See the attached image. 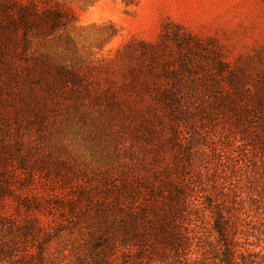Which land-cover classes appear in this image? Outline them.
I'll return each mask as SVG.
<instances>
[{
	"label": "rangeland",
	"instance_id": "1",
	"mask_svg": "<svg viewBox=\"0 0 264 264\" xmlns=\"http://www.w3.org/2000/svg\"><path fill=\"white\" fill-rule=\"evenodd\" d=\"M42 1L70 13L53 34L31 36L29 53L42 56L49 78L59 82L42 88L43 95H56L42 123L20 129L24 148L66 165L62 175L73 182H96L125 164L143 174L168 164L174 165L165 169L169 175L190 184L184 247L165 246L159 237L126 258L128 247L117 245L112 264H228L229 258L264 264V0ZM154 44L166 59L167 78L160 57L153 61ZM144 68L159 71L174 90L170 106L140 84ZM144 103L165 112L160 122L153 118L157 129L132 116ZM45 171L37 191L69 190L72 181L52 180ZM98 219L71 218L45 264L91 259L94 236L110 221ZM216 220L227 225V237ZM19 255L12 264H21Z\"/></svg>",
	"mask_w": 264,
	"mask_h": 264
},
{
	"label": "trees",
	"instance_id": "2",
	"mask_svg": "<svg viewBox=\"0 0 264 264\" xmlns=\"http://www.w3.org/2000/svg\"><path fill=\"white\" fill-rule=\"evenodd\" d=\"M68 13L70 9L48 1L0 0V264H12L11 257L19 254L21 264H45L52 243L60 238L70 219L75 220L81 213L93 214L103 219V223L110 221L94 236L91 259L79 255L77 264H112L111 255L117 245L128 247L122 253L127 258L131 249L143 251L146 242L156 243L155 238L159 237L165 246L184 247L182 224L188 219L190 184L184 178L169 175L165 170L169 169L168 164L161 168L153 164L147 174L125 164L120 172L96 182H73L71 177L62 175L66 165L58 160L33 157L31 150L24 148L20 129L32 121L42 123L56 96L43 95L42 88L59 82L49 78L50 66L42 56L29 53L31 36L53 34ZM149 47L153 61L160 57L157 63L163 66L161 71L167 78L168 66L159 55L160 46ZM57 69L66 75L71 73L74 82L79 81L78 74L64 71L63 67ZM140 73L143 88L156 89L157 98L170 106L177 96L156 75L160 72L144 68ZM137 99L143 97L139 95ZM123 100L131 102L129 97ZM152 106L144 103L132 116L140 124L157 129L153 118L160 122L165 112L160 113ZM169 111L171 116V107ZM168 127L173 130L171 140L179 139L174 136L177 133L171 121ZM43 170L48 173L45 176L55 175L52 180L60 177L59 181H72L69 190L55 195L37 191L36 181L43 179L40 176ZM43 215L48 217L46 221ZM222 223L216 220V230L227 237V225ZM227 263L234 264L235 260L229 258Z\"/></svg>",
	"mask_w": 264,
	"mask_h": 264
}]
</instances>
